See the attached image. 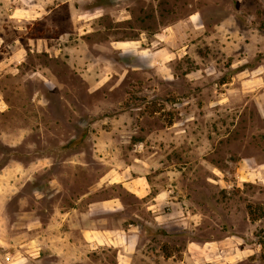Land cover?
<instances>
[{"label":"rangeland","instance_id":"1","mask_svg":"<svg viewBox=\"0 0 264 264\" xmlns=\"http://www.w3.org/2000/svg\"><path fill=\"white\" fill-rule=\"evenodd\" d=\"M123 172L148 196L102 182ZM108 197L96 217L145 229L134 264H264V0H0V264H54L18 261L29 216Z\"/></svg>","mask_w":264,"mask_h":264},{"label":"crops","instance_id":"2","mask_svg":"<svg viewBox=\"0 0 264 264\" xmlns=\"http://www.w3.org/2000/svg\"><path fill=\"white\" fill-rule=\"evenodd\" d=\"M76 8V7H75ZM172 27H166L167 32L159 33V39L162 36L170 37ZM140 36V35H139ZM161 37V38H160ZM142 38L129 40L121 43L114 42L113 44H120L126 49H134L139 55L143 57L141 49ZM117 47L118 46H112ZM122 47V46H121ZM117 51L118 50H112ZM125 172L117 176L106 173L102 179L114 183L117 180L124 187L141 197H147L148 191L146 184L141 178H123ZM132 187L133 189H131ZM167 193V192H166ZM82 198L78 199L69 209L60 207H53L50 213L44 220H39V217L28 218L27 222V242L19 245L24 247L17 251L18 261L30 259L34 257L35 260L42 255L50 257L54 264H80L86 262L87 255L92 254L97 250H104L111 248L115 253V264H134V261L139 257L148 259L149 253L142 252L144 243L140 242V236L145 232L142 225H134L131 222H122L121 224L109 223L102 217H96V214H122L126 210L124 202L118 197H108L106 199L90 200L86 203V209L80 208L78 203ZM168 201L166 200L165 192H159L152 196L150 201L146 203V208L154 214L156 224L161 228L167 230L173 227L175 217H173L182 207L170 206L167 208V213H161V207H164ZM172 204V202H170ZM169 216V218H165ZM172 218V219H171ZM174 218V219H173ZM187 218L183 217L182 219ZM143 232H141V229ZM168 231V230H167ZM144 235V234H143ZM16 239H19L17 237ZM26 254V255H25ZM159 255V254H158ZM161 264H171L173 256L164 259L160 255Z\"/></svg>","mask_w":264,"mask_h":264}]
</instances>
